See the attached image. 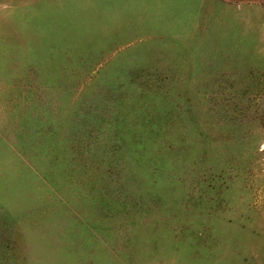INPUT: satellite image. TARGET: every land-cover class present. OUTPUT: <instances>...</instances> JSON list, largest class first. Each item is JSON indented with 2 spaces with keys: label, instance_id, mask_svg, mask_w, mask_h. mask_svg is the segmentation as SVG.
Wrapping results in <instances>:
<instances>
[{
  "label": "rangeland",
  "instance_id": "rangeland-1",
  "mask_svg": "<svg viewBox=\"0 0 264 264\" xmlns=\"http://www.w3.org/2000/svg\"><path fill=\"white\" fill-rule=\"evenodd\" d=\"M0 264H264V0H0Z\"/></svg>",
  "mask_w": 264,
  "mask_h": 264
}]
</instances>
